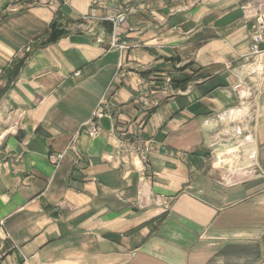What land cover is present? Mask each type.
<instances>
[{"label": "crops", "instance_id": "1", "mask_svg": "<svg viewBox=\"0 0 264 264\" xmlns=\"http://www.w3.org/2000/svg\"><path fill=\"white\" fill-rule=\"evenodd\" d=\"M262 10L0 0V264H264Z\"/></svg>", "mask_w": 264, "mask_h": 264}, {"label": "built area", "instance_id": "2", "mask_svg": "<svg viewBox=\"0 0 264 264\" xmlns=\"http://www.w3.org/2000/svg\"><path fill=\"white\" fill-rule=\"evenodd\" d=\"M107 20L112 23L114 34H116L117 29L125 21V14L123 12L116 13L108 16ZM262 43H264V10L259 11L255 16V29L251 34V46L249 53L250 65L252 66V71L250 73L263 74L264 72V60H262L264 49L261 47ZM234 89L242 98H246L250 95V90L243 86V82L241 80L234 85ZM96 130V127L91 125L89 134L94 135ZM236 132H238V130Z\"/></svg>", "mask_w": 264, "mask_h": 264}, {"label": "rangeland", "instance_id": "3", "mask_svg": "<svg viewBox=\"0 0 264 264\" xmlns=\"http://www.w3.org/2000/svg\"><path fill=\"white\" fill-rule=\"evenodd\" d=\"M242 141H244V140H242Z\"/></svg>", "mask_w": 264, "mask_h": 264}]
</instances>
